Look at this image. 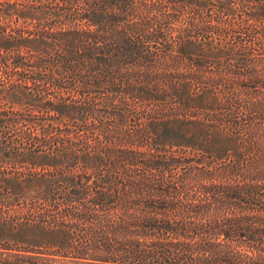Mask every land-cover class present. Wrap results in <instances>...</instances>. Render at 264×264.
Returning <instances> with one entry per match:
<instances>
[{
    "label": "trees",
    "instance_id": "obj_1",
    "mask_svg": "<svg viewBox=\"0 0 264 264\" xmlns=\"http://www.w3.org/2000/svg\"><path fill=\"white\" fill-rule=\"evenodd\" d=\"M0 264H264V0H0Z\"/></svg>",
    "mask_w": 264,
    "mask_h": 264
}]
</instances>
